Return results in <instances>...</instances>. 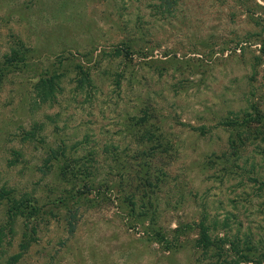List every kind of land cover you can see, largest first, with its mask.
<instances>
[{"label": "rangeland", "instance_id": "obj_1", "mask_svg": "<svg viewBox=\"0 0 264 264\" xmlns=\"http://www.w3.org/2000/svg\"><path fill=\"white\" fill-rule=\"evenodd\" d=\"M263 46L264 0H0V264H209L202 220L264 253Z\"/></svg>", "mask_w": 264, "mask_h": 264}, {"label": "trees", "instance_id": "obj_2", "mask_svg": "<svg viewBox=\"0 0 264 264\" xmlns=\"http://www.w3.org/2000/svg\"><path fill=\"white\" fill-rule=\"evenodd\" d=\"M264 54V46H263ZM131 56V55H130ZM81 78L79 84L83 86L85 83H91L89 73L81 70ZM60 76H50L42 78L35 86L36 94L39 101L43 104L51 103L56 97L58 87V80ZM27 137L33 138L34 134L29 133ZM52 157H58L52 150ZM65 155L62 152V156ZM10 203V212L12 216H38L39 207L38 204L32 201L28 195L22 196L20 199L11 198L7 192H2ZM197 230L196 244L202 253L205 254L206 259L209 260V264H264V253L254 252L255 248L245 243L241 246L240 241L230 236L228 232L225 234L216 233L217 222L213 221L212 224H207V220H202L199 224L195 225ZM182 228H177L171 231L158 230L155 233L152 241L162 245L169 251L177 249L179 245H182Z\"/></svg>", "mask_w": 264, "mask_h": 264}]
</instances>
